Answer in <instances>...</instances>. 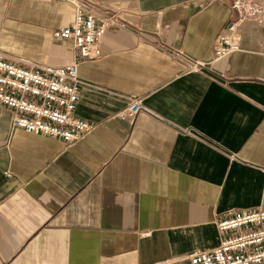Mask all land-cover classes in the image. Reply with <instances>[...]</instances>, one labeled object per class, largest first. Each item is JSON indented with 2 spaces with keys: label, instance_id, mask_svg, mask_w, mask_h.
<instances>
[{
  "label": "crops",
  "instance_id": "obj_1",
  "mask_svg": "<svg viewBox=\"0 0 264 264\" xmlns=\"http://www.w3.org/2000/svg\"><path fill=\"white\" fill-rule=\"evenodd\" d=\"M117 16L101 58L56 28L74 8L0 0V48L141 96L150 110L89 87L75 115L96 125L66 145L12 128L0 104V264H180L227 235L233 210L264 209V0H84ZM236 23L241 48L214 56ZM159 29L156 33L155 29ZM182 50L204 62L191 70Z\"/></svg>",
  "mask_w": 264,
  "mask_h": 264
},
{
  "label": "built area",
  "instance_id": "obj_2",
  "mask_svg": "<svg viewBox=\"0 0 264 264\" xmlns=\"http://www.w3.org/2000/svg\"><path fill=\"white\" fill-rule=\"evenodd\" d=\"M69 4L74 8L73 21L56 28L57 39H71L79 55L101 58L99 42L117 16H100L83 7L84 0H46ZM158 33L159 29H155ZM236 23L227 25L215 39L214 56L222 57L241 48ZM177 60L186 68L197 70L203 61L194 60L176 50ZM89 87L126 101L117 116L134 117L150 110L141 96L123 92L88 80L78 72V61L62 66L44 63L0 48V104L11 108L12 128H22L59 138L72 145L91 133L96 125L75 115L80 90ZM227 233L212 250L190 254L180 264H264V209L233 210L217 222Z\"/></svg>",
  "mask_w": 264,
  "mask_h": 264
}]
</instances>
